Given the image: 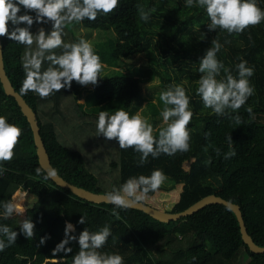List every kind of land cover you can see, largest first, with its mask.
<instances>
[{
    "label": "trees",
    "instance_id": "trees-1",
    "mask_svg": "<svg viewBox=\"0 0 264 264\" xmlns=\"http://www.w3.org/2000/svg\"><path fill=\"white\" fill-rule=\"evenodd\" d=\"M257 3L264 9V0ZM138 6L155 9L147 23L139 19ZM209 23L203 9L185 8L184 0H121L116 12L101 15L95 22L85 20L83 24L67 27L64 39L76 42L78 25L91 30H111L116 38L107 42L112 41L109 52L113 59L145 53L144 70L137 69L140 71H134L135 74L112 71L93 87L85 104L81 101L85 91L75 82L70 90H61L46 99L32 92L23 96L37 113L53 166L69 182L107 193L130 177L148 176L161 169L171 178L173 186L162 185L157 192L149 193L144 203L180 212L207 195L218 194L241 206L249 234L258 245L264 246V22L239 35L219 29L209 31ZM39 27L51 30V24H34L31 30L36 33ZM217 38L224 44L217 58L231 68L234 76L241 58L255 68L250 78L255 94L238 113H232L242 117V125H235L227 116L217 117L211 109L203 107L196 95L200 58ZM1 39L6 72L20 92L25 78L21 66L25 47L6 37ZM94 50L104 61L107 51ZM48 66L45 61L42 70ZM156 78L161 91L174 82L182 84L191 98L194 113L189 125L191 150L174 157L163 154L157 159L149 157L148 163L139 166V153L121 150L117 141L99 136L96 129L99 113L87 110L85 105L95 110V106L115 102L109 115L119 109L131 115L133 103L142 95V83ZM148 105L155 116L164 107L159 97ZM249 106L253 118L246 111ZM0 115L23 129L13 160L0 165L6 169L0 176V201L11 199L18 191L38 198L29 207L24 197L23 215L0 220L18 233L16 244L0 253V264H43L45 257L54 258L59 264H71L79 247L74 241L69 245L72 253L53 257V249L64 239L66 222L74 226L72 234L76 236L85 228L97 231L109 224L116 239L110 237L103 251L119 253L124 264H264V253L253 254L249 250L235 213L223 204L208 205L169 223L134 208L115 209L121 217L117 219L111 214L112 204L89 202L50 178L45 180L47 173L39 163L30 123L15 98L5 93L1 81ZM158 130L154 134L158 135ZM228 135L234 142L236 156L226 160L223 154L228 151ZM217 148L221 150L219 156ZM37 167L42 170L39 176ZM213 181L219 185L215 186ZM81 216L86 217L85 224L78 223ZM25 218L35 224L32 240L20 233L19 226ZM45 236L49 238L40 245L41 237Z\"/></svg>",
    "mask_w": 264,
    "mask_h": 264
},
{
    "label": "clouds",
    "instance_id": "clouds-1",
    "mask_svg": "<svg viewBox=\"0 0 264 264\" xmlns=\"http://www.w3.org/2000/svg\"><path fill=\"white\" fill-rule=\"evenodd\" d=\"M121 0H0V37L14 41L25 47L21 57V66L25 78L20 87V94L35 93L41 99H46L61 90H70L73 82L80 86L98 85L103 78L104 64L94 50L93 45L83 37L76 42H66L65 29L76 24L97 21L98 17L116 12ZM185 8L203 9L210 21L209 31L227 32L229 35L242 34L246 29L264 22V9L257 0H184ZM154 8L145 10L138 6L139 19L147 23L151 19ZM51 24V30L39 27L36 33L31 30L33 25ZM227 43V41H226ZM35 45V47H33ZM224 47L220 40L213 39L211 47L206 49L200 58L198 71L201 74L197 81L198 95L205 109H211L217 117L227 116L235 125H242L244 120L240 115H232L246 105L248 99L255 94V88L250 78L255 74V68L248 61L240 59L236 64L237 75L231 68L217 58ZM57 50H60L57 53ZM49 62L47 69L42 70L44 62ZM163 102L160 116L163 126L158 135L149 118L139 113L130 115L123 109L109 115L100 111L96 123L99 136L107 141L115 140L121 150L133 149L139 153V166H143L162 154L174 157L177 153H187L191 150V131L189 125L194 113L190 107L191 98L182 84H170L159 93ZM247 113L253 118V109L247 107ZM23 129L8 122L6 116L0 115V165L11 162L15 149L20 143ZM208 134L206 133L205 136ZM228 151L224 159L236 156L231 135L226 137ZM220 149H215L220 155ZM210 163V161H208ZM5 168L0 166V176ZM36 174H42L40 167ZM56 169H48L44 179L56 177ZM168 176L161 169H155L150 175H140L128 178L119 188L113 187L104 199L114 206L112 215L120 219L119 211L128 210L145 201L149 193H155ZM27 192L19 191L7 201H0V220L13 218L25 213L24 197ZM79 224L86 223V217L81 216ZM20 233L28 240L34 239L35 224L32 219L25 218L19 226ZM71 223L65 225L64 239L53 249V257L63 253L67 256L73 249L69 246L73 241L78 244V251L72 255L71 264H124V257L119 253L103 251L109 238L113 236L111 226L105 224L97 231L85 228L78 236ZM18 237L9 225L0 223V253L16 244ZM49 237H41L40 245L45 244ZM39 246V245H38ZM193 260L196 258L193 257ZM59 264V261L45 257L43 264Z\"/></svg>",
    "mask_w": 264,
    "mask_h": 264
},
{
    "label": "water",
    "instance_id": "water-1",
    "mask_svg": "<svg viewBox=\"0 0 264 264\" xmlns=\"http://www.w3.org/2000/svg\"><path fill=\"white\" fill-rule=\"evenodd\" d=\"M0 81L3 85L5 93L8 96L15 98L23 114L27 117L30 123L29 125L31 126L32 131H33L37 156H38V160H39L41 167L46 171V173L48 169H55V167L52 164L48 149L46 148V145L41 135V127L39 126V120H38L37 113L30 106V104L27 102L24 96L21 95L20 92L16 90V88L14 87L12 81L10 80L6 72L5 64H4V50H3V43H2L1 37H0ZM49 178L53 180L55 184L58 185L59 187L70 190L73 194H75L76 196L84 200H87L93 203H108L104 199V196L106 193L94 192L84 187L77 186L69 182L68 180H66L59 173L56 177H49ZM211 204H223L229 207L231 210H233V212L235 213L238 219L239 225H240V231H241L242 238L245 244L248 246L249 250L253 254H263L264 253V246L258 245L248 232V228L246 226V222L244 219L241 206L237 203H234L230 200L225 199L224 197L218 194L213 193V194L207 195L203 197L202 199H200L199 201H197L196 203H194L193 205H191L190 207H188L187 209L180 211V212L164 211V210L155 208L151 205H148L144 202H141L132 208L141 210L157 220L169 223L172 221H178L182 219L183 217L192 215L198 212L199 210H201L202 208L208 205H211Z\"/></svg>",
    "mask_w": 264,
    "mask_h": 264
},
{
    "label": "rangeland",
    "instance_id": "rangeland-1",
    "mask_svg": "<svg viewBox=\"0 0 264 264\" xmlns=\"http://www.w3.org/2000/svg\"><path fill=\"white\" fill-rule=\"evenodd\" d=\"M76 32L78 33L79 38L83 37L86 40H88L96 50H106V55L103 58L104 61V70L102 72V76L107 77L109 76L112 71H119L123 73H134L137 69L144 70L147 67V57L145 53L137 54L131 58L122 59L115 61L109 52V46L112 41H109V38H116V35L113 31H102V30H91L86 29L82 25H78L75 27ZM115 41V40H114ZM113 41V42H114ZM115 43V42H114ZM108 47V48H107ZM140 70H137V72ZM135 74V73H134ZM146 79V78H145ZM144 79V80H145ZM160 84V81L156 78L152 81H144L141 85L142 88V95L135 100L133 103L132 109H131V115L139 113L142 117L149 118L150 122L153 124L154 129L158 130L159 127L163 126V120L160 115L155 116L154 111L152 108L148 105V103L151 102H157L159 93L161 92V89L158 88ZM84 89V94L82 95L81 101L83 104H85V100L87 99V96L89 93H91V90H93V85L88 86H82ZM115 102H109L100 106H95L93 110L91 106L85 105V108L91 112H97L100 113V111H108V113L111 111L112 107L115 106ZM172 184V185H171ZM213 184L215 186H218L219 183L216 181H213ZM166 187L173 186V181L171 178H168V180L164 184ZM163 185V186H164ZM37 196L29 194L26 196L27 205L31 207L35 201H37Z\"/></svg>",
    "mask_w": 264,
    "mask_h": 264
},
{
    "label": "crops",
    "instance_id": "crops-1",
    "mask_svg": "<svg viewBox=\"0 0 264 264\" xmlns=\"http://www.w3.org/2000/svg\"><path fill=\"white\" fill-rule=\"evenodd\" d=\"M133 106V105H132ZM131 109H132V107H131Z\"/></svg>",
    "mask_w": 264,
    "mask_h": 264
}]
</instances>
